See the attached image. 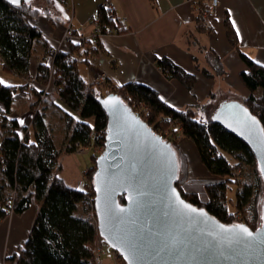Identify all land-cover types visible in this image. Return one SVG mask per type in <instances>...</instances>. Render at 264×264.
<instances>
[{
	"label": "trees",
	"instance_id": "16d2710c",
	"mask_svg": "<svg viewBox=\"0 0 264 264\" xmlns=\"http://www.w3.org/2000/svg\"><path fill=\"white\" fill-rule=\"evenodd\" d=\"M193 5L198 10L199 19L207 0H195ZM42 13L47 14V10L40 12L33 3L21 2L13 6L0 0L1 69L19 78L29 77L30 58L35 43L42 38L40 32L28 21ZM93 19L98 34L76 42L80 44L71 41L68 52L53 51L55 56L51 67L43 60L36 68L37 84L46 86L52 81L56 88L51 94H44L42 101L49 102L58 110L68 137L67 142L82 146L102 143L107 118L98 99L114 93L155 132L160 127H171L174 140L168 139V142L176 151L179 166L175 186L186 201L206 210L225 225L239 224L250 232H256L262 218L264 182L255 158L245 144L211 121L219 102L210 101L174 109L161 99L157 91L136 82L86 84L80 74L79 64L88 63L86 57L89 54L96 55L102 50L100 36L129 31L108 2L96 7ZM223 24L228 43L245 64L239 79L249 94L242 97L241 101L258 118L264 131V66L241 51L228 16H225ZM47 55L48 52L44 58ZM155 65L166 79L178 81L188 91L194 87L195 76L183 71L169 59L156 58ZM203 73L211 78L221 77L225 69L215 57L211 71L204 70ZM106 83L111 88L104 94L102 87ZM19 87L25 88L23 85ZM31 89L33 97L39 99L42 90L36 87ZM23 97L22 92L16 93V86L0 83V220L9 213L22 214L30 205L37 206L27 239L18 253L6 258L5 263L95 264L92 243L100 236L93 200L95 168L89 167L87 173L91 181V193L69 187L57 174L61 170L58 164L61 151L57 149L51 130L44 123L39 110L33 116L34 134L31 139L27 128L11 116L12 104ZM33 105L30 104V107ZM139 105L146 110L145 114L136 109ZM202 109L204 114L200 112ZM177 138H186L192 142L201 164L212 179L188 178L187 159L178 146ZM72 151L65 148L63 152ZM223 154L232 157L235 164H231ZM244 164H251L252 182L236 190L235 209L243 215L242 220H236L234 212L229 210L231 200L227 191L231 184L236 183L235 168ZM119 201L124 202L123 196H119ZM116 255L121 264H126L118 253Z\"/></svg>",
	"mask_w": 264,
	"mask_h": 264
},
{
	"label": "crops",
	"instance_id": "0c3cea01",
	"mask_svg": "<svg viewBox=\"0 0 264 264\" xmlns=\"http://www.w3.org/2000/svg\"><path fill=\"white\" fill-rule=\"evenodd\" d=\"M105 2L111 4L129 31L100 36L102 50L96 55L89 54L88 63L79 64L86 84L102 83L101 75L115 84L136 82L157 91L174 109L210 101L241 100L249 94L239 79L245 64L228 43L223 24L225 16L236 32L241 51L264 66V0H218L212 16L206 18L202 14L199 19L196 6L186 0H35L33 3L40 12L47 10V14L28 21L42 38L30 58V73L36 74L38 64L46 60L50 52L69 51L70 42L63 40L67 31L79 39L93 38L96 29L93 14L96 7ZM215 57L221 61L225 74L211 78L203 72L211 71ZM156 58H167L194 75V87L188 91L178 81L166 79L155 65ZM25 81L20 78L16 88L25 85ZM26 98L12 104L11 116L27 128L31 139L34 129L30 104H35L36 100L30 92ZM43 107L44 123L60 149L52 126L53 117L57 116L62 122L60 114L49 102ZM20 116L26 117L23 123ZM27 121L30 123L25 125ZM36 209V205H30L22 214L9 213L0 220V264L18 253L27 239Z\"/></svg>",
	"mask_w": 264,
	"mask_h": 264
},
{
	"label": "water",
	"instance_id": "95a60500",
	"mask_svg": "<svg viewBox=\"0 0 264 264\" xmlns=\"http://www.w3.org/2000/svg\"><path fill=\"white\" fill-rule=\"evenodd\" d=\"M5 1L14 6L35 0ZM98 100L107 127L93 175L97 229L126 264H264V194L256 232L219 222L176 188L178 158L170 142L118 95ZM211 121L245 144L264 182V131L258 118L232 99L219 102Z\"/></svg>",
	"mask_w": 264,
	"mask_h": 264
},
{
	"label": "rangeland",
	"instance_id": "374dc122",
	"mask_svg": "<svg viewBox=\"0 0 264 264\" xmlns=\"http://www.w3.org/2000/svg\"><path fill=\"white\" fill-rule=\"evenodd\" d=\"M38 2V1H37ZM36 2V3H37ZM34 3V6L35 4ZM64 37V35H63ZM83 39H79V41H82ZM40 41L36 42V46H40ZM36 48V47H35ZM51 54V52H50ZM50 55L48 56V58L45 60L46 62L49 61ZM53 61V60H52ZM52 61L50 62V65L48 64V66L51 67L52 65ZM35 75L34 71H29V77L25 78V82L26 84L23 85V87H25L24 89H20V87L16 88V93H20L22 92L23 94V98H26V94L32 93L34 94V92L32 91L31 87L34 86L38 89H41L43 91L44 87H45V96H47L48 94H51L52 92H54L56 90L55 86L53 85L52 81L46 85V86H41L39 84H37V82L35 81ZM102 76V75H101ZM99 76V77H101ZM101 82L106 81V79H99ZM0 81H3L5 85H13L16 86L18 84H20V78L13 74L12 72H9L7 70L1 69L0 68ZM43 88V89H42ZM110 85L109 84H105L102 87L103 93L105 94V91L107 89H110ZM42 93V92H41ZM42 94H40L41 96ZM34 96V95H33ZM44 96V95H43ZM40 99V98H39ZM39 99H35L36 102L35 104L31 107V114H32V120H33V116L35 114V110L37 108H39V112L40 114H42V110H43V106L47 103L46 101H40ZM22 99H19L17 101H20ZM43 100V99H42ZM16 101V102H17ZM136 109L140 112L145 114L146 110L143 108L142 105L136 106ZM41 110V111H40ZM201 114H204V109L200 110ZM57 117V116H56ZM54 118L52 119V126L55 129V141L56 143L59 145L60 151H61V156L58 160V164H60L61 166V170L58 172L59 175L63 178V180L65 181V183L69 186V187H79V183H81V181L83 179H87L88 181V185L86 186L87 192L91 193V181L89 180L88 177V171H89V167L92 166V168H95V162L93 160L94 156L91 153H88V151L84 152V153H79V152H71V153H64V149H65V143L68 141V137L66 135L65 132V128L63 125V122H59L58 118ZM26 117L25 116H20L21 121H25ZM20 121V120H19ZM28 123H30L29 121H27V123H25V125H28ZM171 127L167 126L164 128H159L158 131H160L161 133L166 131L169 132L170 136H171ZM167 136L170 140H174V137L172 138V136ZM178 140V146L180 148V150L182 151V153L185 155L186 159H187V169H188V178L191 180H209L212 179L213 177L207 172V170L205 169V167L201 164L200 159V166H191V162H190V158L188 157V155L186 154L185 150L182 147V143L187 142L192 149L195 151L196 155L198 156V152L195 148V146L192 144L191 141H189L186 138H177ZM228 161L231 164H235V161L232 159V157H230L229 155H225L223 154ZM199 158V156H198ZM241 170V173L238 174L237 171ZM234 179L236 180L235 184H231L228 188L227 194L229 199L231 200L228 204L229 206V210L231 212H234V217L236 220L239 219H243V215L242 213L240 214L238 212L237 209H235V194H236V190L237 188H241L243 187V185H247L249 183L252 182V167L251 164H244L240 167L235 168L234 170ZM77 185V186H76ZM94 220V218H93ZM101 263L102 264H121V260H118L114 255H112V253H106V254H102L101 257ZM2 264H6L5 260Z\"/></svg>",
	"mask_w": 264,
	"mask_h": 264
},
{
	"label": "built area",
	"instance_id": "2783aa9c",
	"mask_svg": "<svg viewBox=\"0 0 264 264\" xmlns=\"http://www.w3.org/2000/svg\"><path fill=\"white\" fill-rule=\"evenodd\" d=\"M188 3H193L195 0H186ZM218 5V0H208L207 2V5L206 7L204 8L203 10V16H205L206 18L212 16V14L214 13V10L215 8L217 7ZM95 32H94V35L98 34L99 33V30L97 29V25L95 23ZM63 40L65 42H79V38L78 37H75L71 34V32L67 31L65 34H64V37H63ZM55 54L52 52L50 54V59L48 62H46L47 64L50 65V62L53 60ZM100 79H104V75H102L100 77ZM43 89V88H42ZM45 87L42 91V95L40 96V101H42L43 99V95L46 94L45 92ZM39 110V108H37L35 110V112ZM135 114H137L139 116L138 113L135 112ZM158 135H160L163 139H165L166 141H168V137L167 136H170L169 132H160V131H157L156 132ZM105 136H106V129L103 130V134H102V143L99 142V143H92L88 146H82L78 143H71V142H66L65 144V148L66 149H70V150H73L72 152H79V153H84L86 151H88V153H91L94 157H97L99 156L103 151H104V143H105ZM171 137V136H170ZM238 174L241 173V170H238L237 171ZM88 185V181L87 179H83L78 187V190L80 191H83V192H87V189H86V186ZM92 249H93V255H94V263L95 264H102L101 263V257H102V254H106V253H112V255H114L116 258H117V255H116V251H114L113 249H111L104 241L103 239L99 236L97 238L94 239L93 243H92Z\"/></svg>",
	"mask_w": 264,
	"mask_h": 264
},
{
	"label": "bare ground",
	"instance_id": "6f19581e",
	"mask_svg": "<svg viewBox=\"0 0 264 264\" xmlns=\"http://www.w3.org/2000/svg\"><path fill=\"white\" fill-rule=\"evenodd\" d=\"M182 147L190 158L191 166H200L199 158L192 147L187 142L182 143Z\"/></svg>",
	"mask_w": 264,
	"mask_h": 264
},
{
	"label": "snow or ice",
	"instance_id": "6c2138e0",
	"mask_svg": "<svg viewBox=\"0 0 264 264\" xmlns=\"http://www.w3.org/2000/svg\"><path fill=\"white\" fill-rule=\"evenodd\" d=\"M11 3H19V0H10ZM0 83H4L3 81H0ZM21 123H23V121H21ZM245 231H247V229H245Z\"/></svg>",
	"mask_w": 264,
	"mask_h": 264
}]
</instances>
